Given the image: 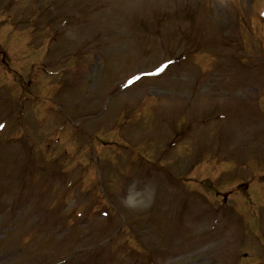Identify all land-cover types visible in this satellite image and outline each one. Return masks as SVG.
<instances>
[{
	"label": "rangeland",
	"instance_id": "rangeland-1",
	"mask_svg": "<svg viewBox=\"0 0 264 264\" xmlns=\"http://www.w3.org/2000/svg\"><path fill=\"white\" fill-rule=\"evenodd\" d=\"M251 1L0 0V264H264Z\"/></svg>",
	"mask_w": 264,
	"mask_h": 264
}]
</instances>
